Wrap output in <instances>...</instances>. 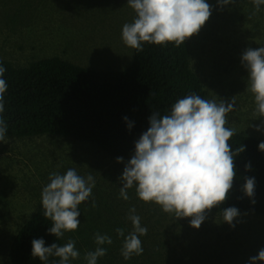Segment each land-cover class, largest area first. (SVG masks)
<instances>
[{
	"label": "rangeland",
	"instance_id": "obj_1",
	"mask_svg": "<svg viewBox=\"0 0 264 264\" xmlns=\"http://www.w3.org/2000/svg\"><path fill=\"white\" fill-rule=\"evenodd\" d=\"M208 1L213 11L215 3ZM231 5L229 14L221 12L223 18L234 19L226 31L225 21L216 24L213 15L192 36L193 46L199 50L223 41L205 51L202 61L198 55L203 50L193 52L194 67L205 68L198 72L206 84L208 100L230 103L235 97L227 125L264 140V117L254 115L249 73L242 67L247 48L264 47V5L258 12L252 0H234ZM239 9L245 14L241 19ZM134 17L128 0H0V59L21 67L61 56L94 69H125L133 52L122 40V27ZM130 158L118 163L92 143L70 137L43 135L0 142V264H7L8 244L23 223L43 206L41 193L49 176L70 168L85 178L89 174L94 177L89 200L101 205L104 214H114L113 219L122 223L128 234L133 230L129 210L135 207L148 231L139 237L143 254L132 257L128 264H250V257L264 249V214L239 210L232 227L224 222L222 213L209 212L196 229L190 218H176L154 203L141 201L135 187L128 190L130 199L123 200L121 177ZM118 252L117 246L114 253Z\"/></svg>",
	"mask_w": 264,
	"mask_h": 264
},
{
	"label": "trees",
	"instance_id": "obj_2",
	"mask_svg": "<svg viewBox=\"0 0 264 264\" xmlns=\"http://www.w3.org/2000/svg\"><path fill=\"white\" fill-rule=\"evenodd\" d=\"M213 2L211 16L215 15L216 24L223 19L225 30L234 19L223 18L221 12L229 14L234 5L221 6L218 0ZM239 11L237 16L241 19L245 14L241 9ZM218 41L217 45L223 44ZM193 45L192 37L179 47L174 43H143L142 51L132 48V62L125 69H94L61 56L38 59L21 67L0 59L6 69L3 79L8 85L4 96L5 110L0 113L7 125L5 139L43 135L70 137L92 143L99 152L113 158L126 160L134 154L135 142L150 127L153 112L169 114L174 103L189 94L208 100L206 84L198 72L205 68L194 67L193 52L203 50L200 53L204 54L198 55L202 61L205 51H211L217 45L203 46L200 50ZM231 129L235 132L229 141L231 148L235 152L243 145L245 151L234 156L236 176L227 201L210 212L222 213L224 209L235 207L264 214V151L259 149L264 140L246 130ZM246 178H255L256 181L251 198L243 190ZM86 204L79 206L82 217L78 229L66 232L62 238L49 234L52 221L45 218L41 206L9 242L7 264H59V258L55 256L49 257L47 262L33 257L34 239H43L46 247L53 243L63 246L74 241L80 256L70 259L69 264H87L85 256L97 247V233L108 235L113 241L111 245H103L107 254L98 258L97 264H128L129 260L121 255L124 237L116 232V228L124 229L125 226L113 219L114 214H104L101 205L93 207L89 205L93 204L89 199ZM117 246L120 252L114 253ZM132 257L138 258L136 255Z\"/></svg>",
	"mask_w": 264,
	"mask_h": 264
},
{
	"label": "clouds",
	"instance_id": "obj_3",
	"mask_svg": "<svg viewBox=\"0 0 264 264\" xmlns=\"http://www.w3.org/2000/svg\"><path fill=\"white\" fill-rule=\"evenodd\" d=\"M218 3L227 6L234 0H218ZM252 3L258 12L264 0H252ZM128 5L136 16L133 22L123 25L122 40L138 51L143 50V43H174L179 47L198 34L212 14L207 0H128ZM242 63L249 73L248 90L256 104L254 115L264 117V47L247 48L242 54ZM5 72L0 64V113L5 110L4 96L8 90L3 79ZM234 104L235 97L230 103L222 100L216 103L189 94L175 102L169 114L153 112L150 127L135 142V152L124 167L121 198L128 201V190L135 187L141 201L154 203L176 218H190L191 226L199 229L206 214L227 201L236 176L234 156L245 151L242 145L234 152L229 144L235 132L226 127L227 114L234 110ZM6 132L7 125L0 117V141L5 140ZM259 149L264 151V142L259 144ZM117 162L124 163L123 158L118 157ZM49 181L42 189L41 203L45 218L52 221L49 234L62 238L66 232L78 229L79 206L92 195L95 180L91 174L85 178L70 168L64 174L52 173ZM255 185V178L245 179L243 190L249 198L254 196ZM92 206L95 207L94 201ZM129 211L133 230L125 236L123 228L116 229L117 235L124 237L121 255L125 260L143 254L139 237L147 235L148 231L135 214V207ZM222 215L224 222L235 227L234 221L240 212L229 207ZM112 242L108 235L97 233V247L85 256L87 264H97L98 258L107 254L103 245ZM32 256L43 262L55 256L59 264H69L70 259L78 258L80 253L74 241L46 247L43 239H34ZM250 264H264V249L250 257Z\"/></svg>",
	"mask_w": 264,
	"mask_h": 264
},
{
	"label": "bare ground",
	"instance_id": "obj_4",
	"mask_svg": "<svg viewBox=\"0 0 264 264\" xmlns=\"http://www.w3.org/2000/svg\"><path fill=\"white\" fill-rule=\"evenodd\" d=\"M239 86H241V85H239ZM239 86H238V87H239Z\"/></svg>",
	"mask_w": 264,
	"mask_h": 264
}]
</instances>
